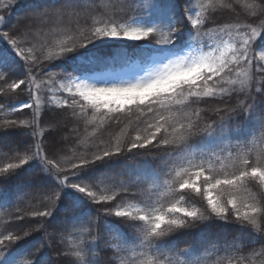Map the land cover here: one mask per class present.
Segmentation results:
<instances>
[{"label": "snow or ice", "instance_id": "obj_1", "mask_svg": "<svg viewBox=\"0 0 264 264\" xmlns=\"http://www.w3.org/2000/svg\"><path fill=\"white\" fill-rule=\"evenodd\" d=\"M18 3L0 7V113L10 109L25 117L0 120V150L7 149V159L13 161L0 166V207L28 195L23 187L13 194L3 189L9 177L24 172L35 173L24 187L45 195L42 210L29 205L10 214V223H38L21 228L20 235L0 232V264H202L200 258L170 255L164 238L215 223L264 242V0L248 5L252 23L236 19L226 24L213 19L221 9L232 10L224 0L195 5L193 0H113L111 5L54 0L10 24L9 9ZM140 40L146 42L142 52L158 53L146 67L131 73L96 72L102 61L94 48ZM234 95L237 103L230 107ZM20 96L25 99L18 100ZM210 100L223 107H198ZM45 109L51 116L50 141L40 128ZM206 111L217 119L201 127ZM234 115L246 119L243 129L229 126ZM68 120L101 131L104 125L124 124L122 135L129 127L135 135L126 142L120 137L100 140L94 150L77 152L59 147L66 140L55 138ZM194 136L203 137L195 146L189 143ZM76 139L86 144V138ZM134 151L159 153L162 175L146 166L127 180L110 176L117 158ZM155 180H162L159 188L153 183L141 189L142 183ZM257 183L259 198L251 191ZM101 218L105 231L115 233L118 241L108 244L113 255L107 259L95 237L59 252V262L40 247L34 253L12 248L32 232L54 236L49 227L90 236ZM122 250L132 255L125 258ZM207 251L215 255L212 264H255L239 255L234 244H213ZM26 255L34 258L19 259ZM252 256L264 264V247Z\"/></svg>", "mask_w": 264, "mask_h": 264}, {"label": "trees", "instance_id": "obj_2", "mask_svg": "<svg viewBox=\"0 0 264 264\" xmlns=\"http://www.w3.org/2000/svg\"><path fill=\"white\" fill-rule=\"evenodd\" d=\"M12 0H0V7L9 5ZM97 2H102L106 5H111L113 0H97ZM202 2V0H193V4H198ZM54 3V0H19V3L15 5L14 8H10V15H7V19L10 24L15 23L21 17H23L27 11L31 10L37 6H51ZM225 4H229L232 6V10L221 9L217 12V14L213 17L214 21L217 24H226L236 19L240 21H247L252 23V20L248 19V5L253 3V0H224ZM48 24H54L55 21H48ZM212 27V25H208ZM151 40V38H149ZM154 42V41H153ZM145 41H127L125 44H117V43H107L104 45H99L98 47L93 49V53L100 57L101 63L98 64L96 69H118L126 66L130 61L137 59L142 63H146L149 61L151 56L155 53L152 50L141 51L143 46L145 45ZM91 47V46H90ZM59 61H55L54 65H59ZM48 67L52 68L53 71L59 72L61 68L58 66L48 65ZM70 70V69H69ZM24 96H20L18 100H24ZM0 103H4L3 100H0ZM237 103V98L235 95L232 100L229 101V106H235ZM195 107V106H193ZM199 108L210 110L213 107H223V105L219 101H207L198 105ZM28 110H25L27 113ZM47 109L43 110L40 117V128L44 130L43 138L45 141H50V137L48 135L49 132H52L48 125L51 120V116L47 115ZM223 115V113H221ZM25 118L23 115L12 114L10 109L7 114L0 113V120L2 119H22ZM202 122L200 124L201 127L204 126L205 123H209L212 120L217 119L216 115L210 111H206L202 113ZM67 126L62 127L60 130L55 132V138L60 140L61 138H65L66 143L59 145L61 148H73L75 147L77 152H83L85 150H94L93 145L98 143L100 140L108 141L113 140L116 137H120L123 141L126 142L129 135H135L132 131V128L129 127L127 129V134L122 135V129L125 128L124 124L119 126H102L103 130L94 129L92 126H85L83 121L76 122L73 120H68L66 122ZM247 124L246 119L243 115H234L230 120V127L233 130L243 129ZM95 131L96 135L93 136V132ZM77 137L86 138V144H79ZM257 138V148L260 147L259 141V130L256 133ZM203 139L201 136H194L190 139L189 143L192 145H197ZM247 139H251L248 137ZM236 137L233 135V143H235ZM78 145V146H77ZM47 151V149H45ZM235 151V149H233ZM7 149L0 150V166H3L5 163L13 162L12 160L7 159ZM62 155H70L71 153H61ZM163 161L159 158V153L153 151L151 154L146 155L143 152L132 154H125L124 156L118 157L117 162L113 165V167L109 171V175L116 179L127 180L129 177H135L139 175L147 166L150 170L155 172H160L161 175L163 173L162 168ZM35 173L24 172L15 177H9L8 182L3 185V189L5 192L9 194L15 193L18 187H23L24 191L28 193V195H22V200L14 199L13 202L4 207H0V232L7 234L8 232H13L17 235L21 234V228H32L36 227L38 221L33 220L27 226L22 225L20 223H10L12 219L11 213L15 211L17 207L21 209H27L29 205L39 206V209L42 210V200L45 193L39 192L35 189H30L24 187L25 181H27L30 177L34 176ZM166 179V177H163ZM155 184L158 188L162 183V180L155 181H146L140 185L141 189H146L151 184ZM162 191V189H160ZM252 193L259 198L260 192L258 190L257 185L251 186ZM251 202V201H249ZM197 207H201L199 203H197ZM93 219H95V213H93ZM84 229L88 228L87 223L83 225ZM48 232H54V236H48L45 234L43 230L32 232V234L26 239H22L16 244L12 245L13 249L21 248L27 249L29 253H34L36 248H42V254L48 257L53 258L59 262L60 258L58 257V253L64 251L66 248H70L74 245H78L81 240L85 241L87 244L88 241L92 240L93 237L96 238L97 242L100 244L101 248L105 249V252L102 255L107 259L111 257L113 253L108 250L109 243H118L117 240L113 239L115 233H109L105 231L103 218H101V222L98 227L93 228L92 234L83 235L78 231L69 230L67 233H59L56 229L49 227L47 229ZM63 236V239H61ZM138 242V241H137ZM164 242L167 248H171L172 251L169 253L174 257H178L181 260H195L200 258L202 260V264H212V260L215 259V255L208 256V249L213 245H223V244H234L236 245L240 251L239 255L248 256L252 260L255 261V264H259V260L261 257L252 256L253 250L259 252L262 247H264V242H253V238H249L247 234H241L238 228L234 227H224L219 223H215L208 226H197L196 229L185 230L181 232L174 233L166 238H164ZM48 244L50 246H44ZM122 249H127L130 245L121 244ZM186 250H191L193 255L191 257L184 255ZM121 256L127 258L132 255L129 251L122 250ZM216 255H223V253H219ZM208 256L207 259H204ZM34 257L32 255H26L19 257L20 260H30Z\"/></svg>", "mask_w": 264, "mask_h": 264}, {"label": "rangeland", "instance_id": "obj_3", "mask_svg": "<svg viewBox=\"0 0 264 264\" xmlns=\"http://www.w3.org/2000/svg\"><path fill=\"white\" fill-rule=\"evenodd\" d=\"M158 55V53L153 54L152 56H156ZM150 61V59H149ZM149 61L147 63H142L139 60H133L131 62H129L124 68H119L117 70H112V69H96L97 73H101V74H109V73H131V72H139L141 68H144L147 66V64L149 63ZM60 97L58 96V99Z\"/></svg>", "mask_w": 264, "mask_h": 264}]
</instances>
